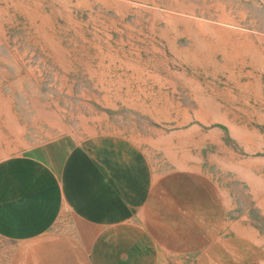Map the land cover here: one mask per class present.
<instances>
[{
	"label": "rangeland",
	"instance_id": "rangeland-1",
	"mask_svg": "<svg viewBox=\"0 0 264 264\" xmlns=\"http://www.w3.org/2000/svg\"><path fill=\"white\" fill-rule=\"evenodd\" d=\"M103 135L148 158L162 246L264 264V0H0V161Z\"/></svg>",
	"mask_w": 264,
	"mask_h": 264
},
{
	"label": "crops",
	"instance_id": "crops-1",
	"mask_svg": "<svg viewBox=\"0 0 264 264\" xmlns=\"http://www.w3.org/2000/svg\"><path fill=\"white\" fill-rule=\"evenodd\" d=\"M154 191L145 153L117 136L3 159L0 264H196L156 238Z\"/></svg>",
	"mask_w": 264,
	"mask_h": 264
}]
</instances>
